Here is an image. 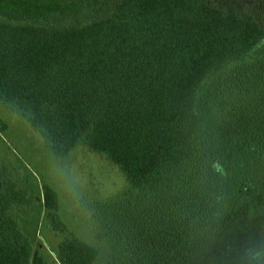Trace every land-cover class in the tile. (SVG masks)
Listing matches in <instances>:
<instances>
[{
  "label": "trees",
  "instance_id": "trees-1",
  "mask_svg": "<svg viewBox=\"0 0 264 264\" xmlns=\"http://www.w3.org/2000/svg\"><path fill=\"white\" fill-rule=\"evenodd\" d=\"M56 15L0 12V104L54 156L84 141L129 183L90 239L44 183L58 262L220 264L228 221L251 216L264 190V0H120L78 24ZM23 171L31 190L0 179V264H47L16 212L36 204Z\"/></svg>",
  "mask_w": 264,
  "mask_h": 264
},
{
  "label": "rangeland",
  "instance_id": "rangeland-1",
  "mask_svg": "<svg viewBox=\"0 0 264 264\" xmlns=\"http://www.w3.org/2000/svg\"><path fill=\"white\" fill-rule=\"evenodd\" d=\"M119 1L0 0V12L22 17L50 12L56 13L63 23L78 24L102 18ZM0 118L6 124L4 131L0 129V167H3L0 179L12 177L23 190L33 188L23 169L36 179V204L19 208L16 212L22 229L30 236L46 263L60 264L48 244V240H53V234L43 219L44 183L56 190L61 217L86 239H90L100 228L101 221L97 230L94 222L106 206L123 200L129 183L118 164L86 142L80 141L67 155L56 157L48 150L42 135L12 108L0 104ZM259 201L261 207L251 216L243 210L228 221L216 246L220 264H264V190ZM104 262L101 257L96 264Z\"/></svg>",
  "mask_w": 264,
  "mask_h": 264
}]
</instances>
